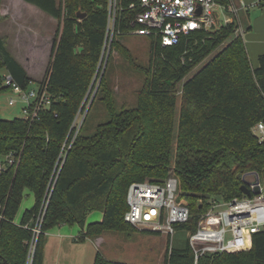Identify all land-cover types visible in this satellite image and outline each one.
<instances>
[{
	"label": "trees",
	"instance_id": "16d2710c",
	"mask_svg": "<svg viewBox=\"0 0 264 264\" xmlns=\"http://www.w3.org/2000/svg\"><path fill=\"white\" fill-rule=\"evenodd\" d=\"M24 1L59 23L41 83L52 103L34 124L3 119L0 111V162L7 156L15 161L0 172V264H44L45 234L61 225L79 226L78 242L110 230L135 231L124 219L132 183H160L173 174L178 198L190 209L189 222L178 229L192 234L212 199L243 198V177L264 175V141L253 130L264 123V54L253 69L243 37L235 35V23L217 32H193L166 48L152 38L137 106L118 111L103 78L97 101L105 105L108 120L92 130L89 119L96 98L80 127L75 121L94 91L108 0ZM79 12L86 16L79 19ZM128 18L125 12L118 29L126 31ZM120 36L112 46L131 60ZM4 71L28 88L30 78L0 37V95L9 92ZM28 195L35 203L17 221ZM94 212L103 213V219L88 224ZM41 215V234L31 253ZM94 264L126 263L98 253ZM164 264H196L189 240L183 247L168 248ZM197 264H264V230L251 234L245 248L205 254Z\"/></svg>",
	"mask_w": 264,
	"mask_h": 264
},
{
	"label": "built area",
	"instance_id": "2783aa9c",
	"mask_svg": "<svg viewBox=\"0 0 264 264\" xmlns=\"http://www.w3.org/2000/svg\"><path fill=\"white\" fill-rule=\"evenodd\" d=\"M260 5V2L253 6ZM249 7L235 0H108V24L103 55L115 36H146L161 40L163 48L177 45L182 37L193 32H217L235 23V35L244 36L241 13ZM129 13L126 31L118 29L121 16ZM4 85L11 95L9 106L22 104L21 114L30 124L40 121L43 110L51 106L52 99L46 84L37 89L23 88L11 74L4 76ZM81 115L78 114L77 120ZM81 123L77 126L80 127ZM254 133L264 141V123L254 127ZM70 149V147H69ZM66 158V155H65ZM13 156L0 162V172L6 165L14 164ZM250 177V178H249ZM247 187L258 194L251 197L234 198L231 201L212 199L210 209L201 217L198 229L189 234V242L195 254L196 264L205 254L224 253L243 249L251 234L264 230V175L249 173L244 177ZM128 211L125 222L153 234L174 238L179 226L190 220V209L184 200L178 198V181L175 177L155 182H135L127 194ZM42 215L33 230L31 253L41 234ZM173 248L169 244V250Z\"/></svg>",
	"mask_w": 264,
	"mask_h": 264
},
{
	"label": "rangeland",
	"instance_id": "374dc122",
	"mask_svg": "<svg viewBox=\"0 0 264 264\" xmlns=\"http://www.w3.org/2000/svg\"><path fill=\"white\" fill-rule=\"evenodd\" d=\"M261 11L262 7L260 5L250 6V11L248 13H241V22L246 30V34L253 30V28L252 30L249 29V25L253 27L256 20H258L257 22L261 23L258 33L264 37V21H261ZM29 18L33 20L31 21L32 23L36 21L34 17ZM35 18H37L36 15ZM47 31V35L43 36L42 39L37 42L39 47L35 55V65L37 67L35 77H41L44 64L47 61V55L50 49L49 36H51L53 32L52 26H50ZM243 39L245 40V36ZM112 42H109L104 52L102 62L99 63L97 68V73L92 83V89L94 88V91L90 95V101L86 106L85 113L83 115L81 114L77 120L78 125L82 123L88 112L87 110H89L88 108H90L91 103L96 98V103L90 113L89 119L92 130H94L98 124L108 120L105 105L97 101L100 97V95H98V90L103 78L106 77L105 80L112 90L118 111L134 108L137 106L138 92L143 87L146 78L143 68L148 67L150 62L151 37L132 35H123L119 37V43L129 50L132 61L119 50L113 48ZM198 68L192 73L196 72ZM37 87L38 83L34 82L28 86V89L34 90L37 89ZM10 97L11 95L9 92L0 95L1 117L6 120L21 118L20 102H18L16 106L10 107L8 104ZM171 176L175 177L173 174L169 175V177ZM34 203V197L28 195L23 201L20 212H22V209L23 211L30 209ZM99 219H102L101 212H94L88 216L89 222L98 221ZM146 232L145 230L137 228L135 231L128 232H116L112 230L104 232L102 235L96 237H105V239L108 240L102 247L101 255L103 257H108L112 261L121 263H126L127 261L135 264H164L165 254L169 247L168 237L162 234H148ZM187 240H189V234L178 229L172 240V246L176 248L183 247ZM110 252L113 254H110ZM96 256V252L92 254L88 253V258L85 257L83 259L88 260L89 264H94ZM70 264H82V258L77 262L76 256L71 255Z\"/></svg>",
	"mask_w": 264,
	"mask_h": 264
},
{
	"label": "crops",
	"instance_id": "0c3cea01",
	"mask_svg": "<svg viewBox=\"0 0 264 264\" xmlns=\"http://www.w3.org/2000/svg\"><path fill=\"white\" fill-rule=\"evenodd\" d=\"M235 1L244 3L247 7H249L247 13L250 11V6L260 2L262 7L261 21H264V0ZM0 15V37L5 39L7 50L24 69L27 76L30 78V84L35 82L38 83L39 86L44 81L50 64L53 44L58 32V21L46 12L39 9L37 6L24 0H2ZM35 15L37 18H35ZM29 17H34L36 21L32 23L31 21L33 20ZM257 21L258 20H256L253 27L249 25L250 30H252V28L253 30L247 34L245 33L244 35V41L253 69L258 68L259 58L264 54V37L258 33L260 31L259 28L261 27V23H258ZM50 26H52L53 32L51 33L52 35L49 36L50 49L47 55V61L44 64L43 74L41 77H35L37 70L35 65V55L39 47L37 42L40 41L43 36L47 35L46 32L48 33L47 29H49ZM7 74L10 73L7 71L3 72V76ZM20 105L22 106L21 103ZM23 212L24 211L22 209V212L19 213L17 221H19ZM101 218L103 219V213H101ZM102 219L92 222H89L87 219V223L90 224L93 222H100ZM80 232L81 228L79 226L71 227L68 225H61L48 231L45 234L44 264H70L71 255L76 256L77 262L80 258H82V264H89L88 260L83 258H88V253L92 254L96 252V255L101 253L102 247L107 243L108 240L105 239V237H99L78 242L77 239ZM168 239L169 244L172 243L173 238ZM112 252H110V254H113ZM105 258L110 260L106 256ZM126 264L135 263L126 261Z\"/></svg>",
	"mask_w": 264,
	"mask_h": 264
},
{
	"label": "water",
	"instance_id": "95a60500",
	"mask_svg": "<svg viewBox=\"0 0 264 264\" xmlns=\"http://www.w3.org/2000/svg\"><path fill=\"white\" fill-rule=\"evenodd\" d=\"M86 15L85 14H81L80 12L77 14V17L79 19H83ZM102 62V60H101ZM93 85L91 86V90H92ZM89 109V108H88ZM88 111V110H87ZM258 174V173H257ZM242 192L244 195L251 197L254 194H258L260 192V188L256 187L253 191H251L248 187H247V183L245 182V185L242 186L241 188Z\"/></svg>",
	"mask_w": 264,
	"mask_h": 264
}]
</instances>
